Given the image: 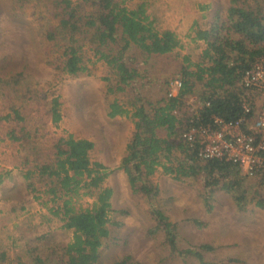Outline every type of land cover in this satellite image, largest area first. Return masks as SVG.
<instances>
[{"label":"rangeland","instance_id":"374dc122","mask_svg":"<svg viewBox=\"0 0 264 264\" xmlns=\"http://www.w3.org/2000/svg\"><path fill=\"white\" fill-rule=\"evenodd\" d=\"M123 1L130 10L143 6L157 30L171 31L180 41L178 48L163 56L147 58L135 48L126 53L129 66L143 76L139 95L153 103L168 94L165 81H177L181 66L192 67L201 61L206 44L197 40L196 32L210 30L216 17L224 20L231 6V0ZM51 3L0 0V264H34L29 248L43 255L48 251L49 264H56L62 248L72 239V232L62 229V211L53 215L62 202L48 194L49 179L36 172L25 178L36 163H50L54 144L69 135L94 141L90 160L102 161L111 171L104 187L112 190L111 221L120 226L110 227L97 264H115L124 257L130 258L131 264H200L194 256H175L164 234L152 232L155 222L148 203L132 193L122 170L121 161L134 130L133 111L125 103L129 93L115 90L110 70L88 47L83 54L85 61L91 60L87 72L70 76L58 68L61 52L46 38L58 22ZM186 58L189 63L184 62ZM109 89L114 91L110 94ZM53 98H58L61 114L56 123L50 113ZM116 101L128 113L109 117ZM250 102L257 109L261 98L252 94ZM187 103L194 112L201 107L196 96ZM10 133L19 141L10 140ZM157 135L165 138L166 131L158 130ZM182 155V151H174L172 163ZM161 162L167 165L163 159ZM259 181L247 178L251 184L248 193L256 190L264 194ZM151 182L158 186L157 207L176 224L178 250L198 251L210 264H264V210L249 204L240 212L228 193L216 190L209 210L203 203L205 191L200 181H176L161 168ZM85 191L69 198L75 210L93 206L96 195H84ZM202 246L210 249L202 250Z\"/></svg>","mask_w":264,"mask_h":264},{"label":"trees","instance_id":"16d2710c","mask_svg":"<svg viewBox=\"0 0 264 264\" xmlns=\"http://www.w3.org/2000/svg\"><path fill=\"white\" fill-rule=\"evenodd\" d=\"M124 3L123 0H52L55 7L53 16L58 22L57 26H51L46 38L61 52L58 68L66 75L77 76L88 71L87 63L91 60L85 61L83 55L84 48L88 47L94 58L110 70L112 77L109 78L113 80L115 90L129 93L125 103L133 111L134 130L121 167L130 189L147 201L155 222L152 232L164 234L165 242L175 256H194L200 264H210L201 258L198 251L178 250L176 224L157 207L158 186L151 182V177L161 168L165 175L176 181L197 179L204 188L203 203L209 210L215 190L228 193L240 212L245 211L249 204L264 210V194L256 190L248 193L251 184L238 166L216 159H203L196 150L181 142V135L191 126L211 125L213 118L226 122L253 119V112L245 114L242 107L244 91L241 77L257 60L264 58V0H253V3L231 0L224 20L216 17L210 30L196 32L197 40L206 44L201 61L192 67L181 66L177 79L181 86L177 95L168 97L166 94L154 103L146 102L139 95L143 76L136 67L129 66L127 60L130 57L126 58V53L135 48L147 58L163 56L178 48L180 41L171 31L157 30L143 6L130 10ZM184 62L189 63V60L186 58ZM110 79L105 78L104 81L109 82ZM169 82L165 81V87ZM113 91L109 89L108 93ZM197 91L200 94L196 95ZM193 96L201 104L196 116L187 103ZM58 101V98H53L51 102L50 113L54 123L61 119ZM123 113L128 111L116 101L109 117ZM17 119L20 120L19 116ZM158 130L166 131V137H158ZM8 138L19 141L14 133H10ZM93 147L91 141L75 139L72 135L60 138L53 146L50 163H36L34 170L26 173V179L35 172L38 177L49 179L48 194L62 202L53 215H60L61 210L62 229L72 232V239L62 248L56 264H97L100 249L110 235V227L120 226L111 221L112 190L104 187L111 171L90 160L89 152ZM174 151H182L183 158L172 163ZM162 159L167 165L161 162ZM255 177L260 179L259 184L264 188V173ZM79 190H86L84 195H96L91 208L75 210L70 206L69 198L79 194ZM201 249L210 248L202 246ZM27 252L34 264L50 263L48 251L43 255L44 252L29 248ZM129 262L130 258L124 257L115 264H131Z\"/></svg>","mask_w":264,"mask_h":264},{"label":"built area","instance_id":"2783aa9c","mask_svg":"<svg viewBox=\"0 0 264 264\" xmlns=\"http://www.w3.org/2000/svg\"><path fill=\"white\" fill-rule=\"evenodd\" d=\"M180 86L179 80L169 82L167 96H176ZM241 86L244 91L243 110L245 114L253 112V119L226 122L213 118L211 125L191 126L181 135V142L196 150L199 157L230 162L252 178L264 173V58L257 60L242 75ZM252 94L261 98L257 109L250 102ZM196 113L193 112L195 116Z\"/></svg>","mask_w":264,"mask_h":264},{"label":"crops","instance_id":"0c3cea01","mask_svg":"<svg viewBox=\"0 0 264 264\" xmlns=\"http://www.w3.org/2000/svg\"><path fill=\"white\" fill-rule=\"evenodd\" d=\"M257 105H261V103H257ZM117 116V115H116ZM116 116H114V117H116ZM84 139H87V138H84ZM88 140V139H87ZM93 144H94V147H93V150H95V147H96V144H95V142L94 141H91ZM101 164H105V163H103L102 161H99Z\"/></svg>","mask_w":264,"mask_h":264}]
</instances>
